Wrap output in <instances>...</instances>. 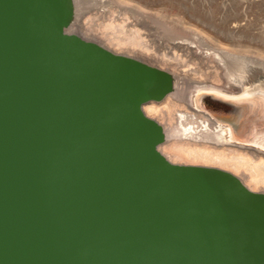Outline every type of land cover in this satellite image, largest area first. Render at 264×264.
I'll use <instances>...</instances> for the list:
<instances>
[{"label": "water", "instance_id": "water-1", "mask_svg": "<svg viewBox=\"0 0 264 264\" xmlns=\"http://www.w3.org/2000/svg\"><path fill=\"white\" fill-rule=\"evenodd\" d=\"M64 29L60 0H0V264L264 257L259 221L216 231L210 168L157 151L158 75Z\"/></svg>", "mask_w": 264, "mask_h": 264}, {"label": "rangeland", "instance_id": "rangeland-1", "mask_svg": "<svg viewBox=\"0 0 264 264\" xmlns=\"http://www.w3.org/2000/svg\"><path fill=\"white\" fill-rule=\"evenodd\" d=\"M60 8L66 26V29L63 30L64 33L77 36L82 41L91 43L117 56L134 60L151 68V70L169 73L177 80L183 76H186L185 78L188 76L196 81L207 82V85L212 84L220 87L225 82L226 69L224 66L227 65L226 63L235 64L234 62L237 61L236 64H238L242 60L248 62L258 60L264 63V0H60ZM150 32L158 37L150 38ZM176 32L178 36L183 34V37L185 33L186 36L187 33H190V36L189 34L187 36L189 39L186 36L185 39L191 40L190 37H193V42L196 41L192 43L196 46H194V51L196 52L197 48L203 54L208 52L215 60L206 57L207 59H204L206 63H201L196 58L194 60L191 54L187 52L180 54L179 51L176 53V50L173 52L165 49V51L167 50L165 53L162 50L164 47L158 48V52L159 43L157 41L164 40L163 37L167 33L169 34L166 35L168 39L165 38L164 41H169L171 39L170 34L175 37V35L177 36ZM172 33L174 34L172 35ZM194 35L199 36V39L202 38V41L200 39V43H198L194 38L197 36ZM133 37L135 38L133 39ZM156 38L159 39L156 40ZM201 42H204L203 48ZM205 44L208 47L206 48L207 52L206 49L204 50ZM197 45H200L202 48L200 49L203 51ZM213 48L216 51L210 52L213 51ZM216 57L218 58L216 59ZM220 57L222 60H219ZM227 58L231 60L228 61ZM216 60L221 61L218 62L222 63V67L218 65ZM172 84L169 88L170 94L175 98L179 88L175 83ZM170 97L165 98L164 96L163 99L152 101L154 102V110L151 112L144 110L145 112H143L148 118L155 121L159 125L158 129H161V133L166 135L165 142L158 143L157 149L165 160H169L167 158L169 155L173 156L178 153L181 156L179 152H175L177 141L174 140L175 135L173 136V134H175L174 129L177 123L175 111L184 110L181 106L177 105L179 109L175 105L173 106ZM169 105L172 108L168 107ZM173 107L177 110H174ZM232 149L238 153L244 152L239 147ZM251 150L253 149L251 148ZM182 158L181 161H169L176 165L214 169L216 172L232 176L250 194L258 197L264 196V185H257L253 182L254 174L247 167H240L239 170L232 166L235 163L230 164L231 166H225L212 162L205 163L204 161L194 162L192 160L191 162L190 159L186 161V158ZM253 221H259L258 223H261L260 228L264 229V216L259 218L255 216ZM263 259V255H259L255 259L252 258L251 264H264Z\"/></svg>", "mask_w": 264, "mask_h": 264}, {"label": "bare ground", "instance_id": "bare-ground-1", "mask_svg": "<svg viewBox=\"0 0 264 264\" xmlns=\"http://www.w3.org/2000/svg\"><path fill=\"white\" fill-rule=\"evenodd\" d=\"M136 22L138 23L137 19ZM158 32L160 31L158 30ZM151 33L152 32H150V38L152 37L153 39L157 36L156 34ZM167 34L164 35V40L168 39L166 38ZM173 34L174 33H172V35ZM175 34L178 36L177 32ZM188 34L190 36V33H187V36ZM177 36L175 35L174 37V35L171 36L170 34L171 39L169 41L167 40L168 42L164 40L157 41L159 43L157 51L159 52L158 48L161 47L162 49V47H164L162 50H164L165 53L167 51H165V49L173 52L176 50V53L179 51V53L181 52L180 54H182V52L183 54L184 52H187L191 54L193 59L196 58L201 63L205 62L204 59L206 57H211L207 52L206 48L208 47H206V44L204 50L206 49L207 53L204 51L205 54H203V52H200L197 48L195 52L194 48L196 46L192 43H195L196 41L193 42V37H190V39H192L188 40L189 37L186 36V33L185 36L188 39H185L183 34L182 36ZM197 37L199 39V36ZM197 37L194 38L200 43L199 41L200 39L202 41V38L198 40L196 39ZM134 38L135 37H133V39ZM158 39L156 38V40ZM134 43H136V41H134ZM203 43L201 42V44ZM203 47L204 44L202 48ZM210 49L212 48L210 47ZM214 51H216V49L214 50L213 48V51L210 52ZM211 54L213 55V53ZM217 58L218 57H216V59ZM220 59L222 60V57H220L219 60ZM236 59L238 58L236 57ZM213 60H215V58H213ZM230 60L231 59L229 58L228 61ZM219 62L218 65L222 67V63ZM236 62H234L235 64H225V82L223 81L224 85L220 87L213 86L212 84V86L209 84L207 85V82L196 81L188 76L187 78H185L186 76H183V78L181 77V79L177 80L169 73H160L155 70H150L158 75L159 81L163 87L162 91L163 94H165V98L171 96L169 88L173 85L172 83H175L176 86H178L177 88H179V91L177 90L178 95H175V98L173 96L170 97L172 98L171 101L173 106L175 105L178 109L181 106L184 110H180L181 112L175 111V118L177 121L174 129L175 131L173 130L175 132V134H173V136L175 135L174 140L177 141L175 152L177 151L181 156H184L183 158H186V161H188L187 159H190L191 162L192 160L194 162L204 161L205 163L212 162L213 164L217 163V165L222 164L225 166L235 163V165H232L235 169L247 167L254 174V177L252 178L253 182L257 185H264V63L259 62L258 60L249 62L242 60L238 64H236ZM178 64L180 65L179 61ZM186 66L188 65L186 64ZM172 90H174V88H172ZM171 101L170 104H172ZM150 102L149 104L146 103L143 105L142 112H151L154 110V102ZM177 105L179 107H177ZM168 107L172 108L170 105ZM176 108L174 110H177ZM153 114L155 113L153 112ZM158 131V143L162 144L165 142L166 135L161 133V129H158ZM233 147H239L244 150V152L238 153L232 149ZM178 156L177 153V155H169L167 158L170 161L175 162L182 158L181 156ZM169 160L167 161L171 163ZM200 170L205 173L212 172L210 173L212 175L210 180L211 182L213 180V182L207 184V187L210 189V194L213 192L211 190L215 187V216L218 214L217 216L221 217V228H217L216 231H219V233L222 232V226L224 224L227 228L225 233L227 231L231 232L228 228L233 229L232 231L240 236H243V234L246 236L248 233L255 231L257 229V224L250 223L255 216L257 218L264 216V196L260 195V197H258L250 194L232 176L216 172L215 170ZM257 233L258 239L261 237L258 248L260 252L264 254V229L260 228ZM233 261L234 264H240L243 262L240 259L238 263L235 259V255ZM262 261L264 262V259ZM222 264L233 263L232 260L228 259Z\"/></svg>", "mask_w": 264, "mask_h": 264}]
</instances>
